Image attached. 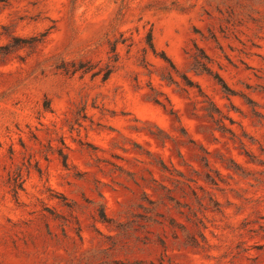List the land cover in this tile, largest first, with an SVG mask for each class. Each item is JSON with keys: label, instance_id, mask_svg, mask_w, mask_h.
Returning a JSON list of instances; mask_svg holds the SVG:
<instances>
[{"label": "rangeland", "instance_id": "obj_1", "mask_svg": "<svg viewBox=\"0 0 264 264\" xmlns=\"http://www.w3.org/2000/svg\"><path fill=\"white\" fill-rule=\"evenodd\" d=\"M0 264H264V0H0Z\"/></svg>", "mask_w": 264, "mask_h": 264}, {"label": "trees", "instance_id": "obj_2", "mask_svg": "<svg viewBox=\"0 0 264 264\" xmlns=\"http://www.w3.org/2000/svg\"><path fill=\"white\" fill-rule=\"evenodd\" d=\"M147 44H148V46H149V48L152 50V51H154V45H153V43H152V38H151V34L150 33H148V35H147ZM164 58L168 61V62H171L170 61V59L168 58V57H166L165 55H164ZM207 73H209L210 75H212V77L219 83V84H221V86L223 87V88H226L225 86V83H224V81L222 80V78L218 75V74H216V73H211L210 71H207Z\"/></svg>", "mask_w": 264, "mask_h": 264}]
</instances>
